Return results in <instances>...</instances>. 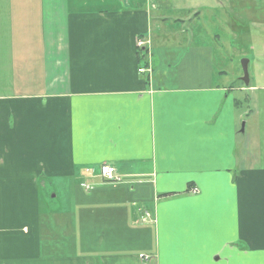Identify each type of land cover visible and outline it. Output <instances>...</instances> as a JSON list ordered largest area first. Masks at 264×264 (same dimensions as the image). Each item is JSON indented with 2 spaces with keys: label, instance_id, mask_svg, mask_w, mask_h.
Here are the masks:
<instances>
[{
  "label": "crops",
  "instance_id": "1",
  "mask_svg": "<svg viewBox=\"0 0 264 264\" xmlns=\"http://www.w3.org/2000/svg\"><path fill=\"white\" fill-rule=\"evenodd\" d=\"M207 1L0 0V264H264L263 88L216 67Z\"/></svg>",
  "mask_w": 264,
  "mask_h": 264
},
{
  "label": "rangeland",
  "instance_id": "2",
  "mask_svg": "<svg viewBox=\"0 0 264 264\" xmlns=\"http://www.w3.org/2000/svg\"><path fill=\"white\" fill-rule=\"evenodd\" d=\"M220 1V3H213L211 7H204L202 11L195 10L191 17H194L195 13H199L198 19H194L197 21V27L205 28L206 33L202 40L207 47L214 49L216 67L222 68L221 71L224 69L228 79H233L238 84H242V62L246 60L248 61V75L251 85L263 88V90L248 94L249 101L243 106L248 116H243L241 119L242 125L245 119H249L250 126L247 138L250 143H253V153L258 154L260 151H264V126H260L261 119H264V0ZM207 3H210V0ZM167 15L173 20L189 17L185 11L169 12ZM171 28L172 24L170 30ZM211 35H216L218 39L211 40L214 37ZM175 36H179V34L177 33ZM240 140L242 142L244 136H240ZM53 191L47 190L51 196L50 201L55 199ZM131 237V233H126L118 240L131 250L135 247ZM107 240L110 243L113 242L112 238H107ZM146 240H151V237H147L144 232L142 247H136L138 253L140 252L139 249L143 253L150 250L151 244L147 246ZM142 261L148 264L151 262L148 259Z\"/></svg>",
  "mask_w": 264,
  "mask_h": 264
},
{
  "label": "built area",
  "instance_id": "3",
  "mask_svg": "<svg viewBox=\"0 0 264 264\" xmlns=\"http://www.w3.org/2000/svg\"><path fill=\"white\" fill-rule=\"evenodd\" d=\"M137 46L141 48L145 46V42L140 39L138 40ZM140 72H144V70L141 69ZM84 173L87 181L83 182L81 186L86 192L94 189L91 179H95L97 176H99V178H101L104 182L115 183L121 181V176L117 173L116 169L108 164L101 165L98 173H96L93 168H85ZM147 217H149V215H147Z\"/></svg>",
  "mask_w": 264,
  "mask_h": 264
},
{
  "label": "water",
  "instance_id": "4",
  "mask_svg": "<svg viewBox=\"0 0 264 264\" xmlns=\"http://www.w3.org/2000/svg\"><path fill=\"white\" fill-rule=\"evenodd\" d=\"M242 66H243V78L242 81L245 83L246 86L249 85V75H248V61L244 60L242 62ZM242 131L244 129V125L242 126Z\"/></svg>",
  "mask_w": 264,
  "mask_h": 264
},
{
  "label": "trees",
  "instance_id": "5",
  "mask_svg": "<svg viewBox=\"0 0 264 264\" xmlns=\"http://www.w3.org/2000/svg\"><path fill=\"white\" fill-rule=\"evenodd\" d=\"M103 165V164H102Z\"/></svg>",
  "mask_w": 264,
  "mask_h": 264
}]
</instances>
